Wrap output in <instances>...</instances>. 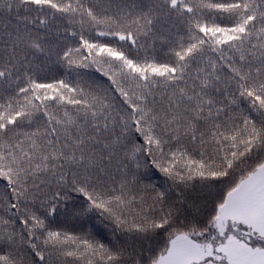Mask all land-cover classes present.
<instances>
[{
	"label": "snow or ice",
	"instance_id": "1",
	"mask_svg": "<svg viewBox=\"0 0 264 264\" xmlns=\"http://www.w3.org/2000/svg\"><path fill=\"white\" fill-rule=\"evenodd\" d=\"M0 264H264V0H0Z\"/></svg>",
	"mask_w": 264,
	"mask_h": 264
}]
</instances>
